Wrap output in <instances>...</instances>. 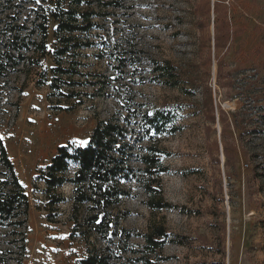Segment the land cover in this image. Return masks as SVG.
<instances>
[{
	"label": "rangeland",
	"instance_id": "1",
	"mask_svg": "<svg viewBox=\"0 0 264 264\" xmlns=\"http://www.w3.org/2000/svg\"><path fill=\"white\" fill-rule=\"evenodd\" d=\"M11 1L22 13L33 5ZM119 1L111 19L119 35L134 37L140 64L120 73L95 56L97 48H85L80 69L108 83L118 79L150 111L171 106V122L143 143L165 151L169 170L160 179L165 199L176 205L150 209L131 181L123 225L135 245L150 225L168 228L172 240L159 264H264V0ZM55 27L51 20L40 66L0 77V136L29 199L26 252L15 248L8 264H78L86 256V242L73 234V185L57 189L66 201L51 208L40 172L58 147L88 142L97 122L119 109L113 90L67 85L64 94L53 92ZM153 61L177 65L193 93L154 80ZM4 239L0 246L10 247Z\"/></svg>",
	"mask_w": 264,
	"mask_h": 264
},
{
	"label": "trees",
	"instance_id": "2",
	"mask_svg": "<svg viewBox=\"0 0 264 264\" xmlns=\"http://www.w3.org/2000/svg\"><path fill=\"white\" fill-rule=\"evenodd\" d=\"M11 2L0 0V77H9L24 66L41 65L48 51L47 39L53 20L56 24L55 66L51 69L50 83L53 92L64 94L62 89L67 85L91 86L101 94H105V90L116 91L114 94L119 101L118 110L97 122L86 145L69 143L58 147L50 164L40 172L51 208L66 201L57 189L66 183L73 185V234L85 241L88 248L78 264H159L164 260L162 251L172 240V234L164 224H152L142 234L143 244L135 245L134 235L123 225L127 214L121 205L130 194L127 183L135 181L150 209L176 206L165 199L160 179L169 170L162 158L165 151L158 144L143 143L145 138L159 135L171 122V106H159L150 111L146 105L136 103L131 91L119 88L118 79L108 83L104 75L80 69L85 66L79 60L85 48H97L95 56L99 60L108 59L120 73L140 64L141 52L136 49L134 37L128 40L122 33L119 35L118 22L111 19L114 12L110 8L121 6L120 1L40 0L36 3L33 0L27 13L16 11L9 5ZM215 39V45L219 46L218 28ZM151 72L154 80L162 84L189 90L182 70L171 61H153ZM76 76L82 79L72 81ZM225 151L228 154L227 148ZM72 164L77 167L69 176ZM28 213V195L2 138L0 237L5 238L4 243L10 247L0 246V264H8L15 248L25 254Z\"/></svg>",
	"mask_w": 264,
	"mask_h": 264
},
{
	"label": "snow or ice",
	"instance_id": "3",
	"mask_svg": "<svg viewBox=\"0 0 264 264\" xmlns=\"http://www.w3.org/2000/svg\"><path fill=\"white\" fill-rule=\"evenodd\" d=\"M36 3H40V0H36ZM0 139H2V137H0ZM81 145H86L87 141H80L79 142Z\"/></svg>",
	"mask_w": 264,
	"mask_h": 264
}]
</instances>
